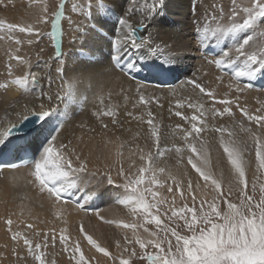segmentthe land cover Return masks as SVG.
Returning <instances> with one entry per match:
<instances>
[{
	"label": "snow or ice",
	"instance_id": "snow-or-ice-1",
	"mask_svg": "<svg viewBox=\"0 0 264 264\" xmlns=\"http://www.w3.org/2000/svg\"><path fill=\"white\" fill-rule=\"evenodd\" d=\"M4 2L0 0V4ZM167 2L59 0L57 4L52 0L50 6L46 0H37V10L32 14L31 23L17 25L0 20V33H5L4 38L14 41L17 46L9 51V61L15 59L29 69L31 61L18 54L20 46L25 43L32 46L46 37L51 38L55 48L54 59L59 62L55 72L63 82V94L49 95L48 100L55 98L64 104L63 109L59 103L54 107L50 104L46 107L43 103L36 105V99L45 95L41 74L25 71L23 75L13 77L12 65L8 64V79L0 82V89L19 86L23 102L11 106L12 112L5 113V120L14 114L15 122L8 121V126L4 127L0 121V173L5 169L12 171L27 167L32 177L27 182L39 193L46 194L54 204L74 201L80 209L103 197L111 187L118 190L116 203L126 207L135 218V222L130 224L105 221L132 231L131 238L124 234L123 243L121 239L115 240V254L101 247L80 225L79 232L98 253L103 254L99 260L94 255L86 259L79 240L70 244L69 238L63 234L67 229H62L59 242L64 251H70V264L71 261L89 264L90 260H95L96 264H264V181L261 180L264 176V104L250 112L241 106L239 100V94L251 90L256 80L264 78V0H230L231 6L227 9L213 4L211 10L204 6L203 13L196 12L197 0H192V11L196 16L193 22L196 50L202 52L207 64L214 65L220 72L216 77L218 82H222L225 75L229 76L228 91L223 99H218L215 90L195 76L181 80L167 90L168 95L174 98L168 114L169 117H180L185 123L172 126L165 125L163 114L153 112L151 107L154 104L159 109L164 108L160 102L162 96L157 92L163 93L165 89L152 90L139 82L127 90L121 86L119 96L125 108L134 101L132 108L141 109L139 115L132 111L123 114L140 125L146 124L147 128L137 129L130 141H121L120 137L107 141L105 147L118 142L117 151L114 154L111 150L107 152L105 159L109 162L102 169H90L88 157L70 146V142L65 144L60 140L61 122L66 119L68 108L86 102L88 97L83 93L90 91L95 81V76L87 71L74 72L65 80V66L61 59L64 56V23L69 31L79 33L83 45L90 32L96 30L97 17L109 12L115 14L116 23L110 37V67L134 80L144 61L158 60L166 71L182 63L180 50L184 45L181 40L173 37L170 43L158 42L160 29L156 27V17L164 12ZM69 4L70 13L65 15ZM48 25L50 31L45 30ZM17 29L26 34L25 40L15 35ZM76 39L75 35L71 38L73 42ZM43 51L41 48L40 52ZM213 52L215 55L209 59L208 55ZM84 54L82 50L81 55ZM44 69L43 78L47 79L50 92L52 78L47 61ZM233 90L237 95L230 97ZM100 104H104L103 97H100ZM233 105L240 113L239 120L233 112ZM187 110H191V115L186 114ZM94 115L101 121V128L107 129L104 118H110L112 125L120 123V106H106ZM225 115L231 118L232 123L217 126V118ZM48 124H53V127L44 135ZM206 132L216 133V140L210 142L202 135ZM169 137L174 141L172 148H162L161 142ZM177 137L182 144L175 143ZM137 140H143V147L136 144L135 151H129L132 163L126 170L122 149ZM213 149L217 153L215 167L219 169L218 174L211 161ZM5 150H8L11 162L5 163L2 159ZM173 150L178 157L177 165L187 152V164L198 174L195 181L186 167L173 171L157 164L165 152ZM221 150L228 166L227 177L221 167ZM137 154L139 165L132 159ZM114 167L117 168L119 182L113 177ZM253 169V178L249 180L246 173ZM185 181L192 203L189 206L181 194L180 199L185 203L177 208L173 185L180 191ZM12 182L17 183V179L13 177ZM164 187L173 193L171 203L167 197H159L155 190ZM195 193L200 194L199 199ZM56 215L59 217L60 212ZM96 215L104 219L99 211ZM4 222L11 241L17 247L22 241L26 249L27 254L22 255L17 247L12 248V255L18 261L27 264L28 257H31V264H49L45 252L49 245V232L34 230V224L26 225L29 232L13 231V220L8 218ZM149 225H154V229ZM56 239L55 230H52L53 246ZM3 247L7 249L8 246L5 244ZM76 253H80L78 258ZM5 259V253L0 252V262ZM51 264H56L54 259Z\"/></svg>",
	"mask_w": 264,
	"mask_h": 264
},
{
	"label": "bare ground",
	"instance_id": "bare-ground-1",
	"mask_svg": "<svg viewBox=\"0 0 264 264\" xmlns=\"http://www.w3.org/2000/svg\"><path fill=\"white\" fill-rule=\"evenodd\" d=\"M220 1L223 0H197L196 12L203 13L204 6H207L209 10H211V6L215 2L220 3ZM121 2L126 3V0H121ZM36 10L37 0H11V2L5 0L4 4H0V18L7 19V21L14 22L18 25H23L31 23L32 14ZM195 17L196 16L192 11V0H168L164 12L156 17V27L160 29L158 42L167 44L171 42L173 37L181 40L184 45L180 50V54L183 56L182 63L175 65L172 70L166 71L160 65L158 60L153 59L144 61L141 63V70L135 73L136 79L134 80L110 67V37L116 23L117 17L115 14L109 12L97 17L98 26L96 30L91 31L85 38L83 45H81L79 33H75L77 39L74 42H67V45L71 50L80 44L75 48V50L77 49L76 54L80 50H83L85 54L83 56L81 55L79 58L76 57L74 53L75 50L65 54L66 50L64 49L63 37L62 51L64 52V56L61 59L64 61L65 66V80L71 77L74 72L87 71L95 76V81L94 87L90 91L83 93L84 95H87L88 100L82 104H73L68 108L67 117L61 122L63 126L59 133L60 140L65 144L70 142V146L75 147L83 156L88 157V166L90 169H102L104 164L109 162L105 159L107 152L111 150L114 154L117 151L118 142L107 144V147H105L107 141H115L116 137H120L121 141H130L132 134L137 129L146 130L147 128L146 124L140 125L132 117L123 114L126 111H132L134 115H139L141 109L132 108L131 104L134 101H130L125 108V103L122 97L119 96L121 86L127 90L129 88H134L135 83L139 82L148 85L152 90L161 88L165 89L163 93L157 92V95H163L160 102L164 105V108L159 109L154 104L151 107L153 112L163 114V123L165 125L172 126L177 123H185L180 117L174 115L169 117L168 114L169 105L174 104V98L168 95L167 90L175 87L181 80L195 76L209 88L214 89L218 99L224 98V93L228 91L227 84L229 82V76L225 75L223 81L218 82L216 77L220 75V72L213 65L207 64L205 59L201 57V51L196 50L195 38L193 36L194 30H190L191 21H194L193 19ZM22 34H20L19 30L15 33L20 39L23 38ZM5 35V33H0V82H4L8 79L7 66L9 63H11L13 68V77L16 75H23L25 71L40 73L45 95L36 99V105L43 103L46 107H48L49 104L54 107L59 103V106L63 109V102H58L55 98L50 102L48 100L49 95L55 97V94L58 92L61 95L63 94V82L55 72L56 66L59 63L54 59L55 55L53 54L48 60H40L35 63L31 62V68L27 69V66L19 64L15 59L9 61V51L15 50L17 46L14 41L5 39ZM18 54L25 57V54H22L21 52ZM208 58L211 59L210 57ZM45 61L48 62L51 68L52 84L50 92L48 81L46 78H43ZM145 64H147V67H144ZM37 65H39V67ZM182 66H185L186 71L184 74L179 75L177 79L173 80L170 77L171 73ZM150 81L153 83H149ZM21 93L22 89L16 85H10L8 89H0V121H3L4 127L8 126V121L15 122L16 117L14 114L7 117V120H5V113L6 111L12 112L11 106L16 105L18 102H23ZM109 93H111V97L109 96ZM229 95L230 97H234L237 94L233 90ZM100 97H103L104 99L103 105L100 104ZM260 97H264V90H249L239 94L241 106L245 107L246 102L258 104ZM117 104L120 106L121 112L119 117L120 123L112 125L110 118H104V123L108 124V128L102 129L101 121L96 118L94 113L98 109ZM217 106L219 107L220 105L217 104ZM233 108L235 109L237 118L239 111L236 109L235 105H233ZM18 110L19 109H17V111ZM37 110L39 109L37 108ZM186 114L191 115V110H187ZM53 124L45 125L44 135H47V132L52 129ZM216 124L217 126L220 124L230 125L231 119H227L225 116L218 117ZM185 126L189 127L187 124H185ZM202 135L206 136L210 142H214L217 138V134L212 132L202 133ZM40 138L43 139V136ZM162 143L163 141L161 142V147ZM136 144H140V146L143 147V140L130 142L122 149L124 153V167L129 166L132 163V160L129 159V151H135ZM185 156L186 158L181 161L180 165H177L178 157L173 159L171 155L161 156L157 160V164L161 167L169 166L170 168V166H172L170 170L173 171L177 169L176 166H182L181 169H183L185 166L189 165L187 164V152L185 153ZM210 156L214 170L217 171L218 174L219 169L215 167L217 161V153L215 149L210 152ZM7 158V161L11 162L10 155L7 154ZM132 159L135 160L137 165V162L139 161L138 154ZM220 159L222 161L221 167L224 169L225 176L227 177L229 174L227 163L222 155L220 156ZM115 170L113 169L112 171L115 173ZM28 171H30L29 168L21 167L12 171L5 169L0 173V175L9 174L8 179L0 180V252H4L7 257V259L0 262V264L8 262L10 258L8 256L9 253L3 247L8 243V233L4 222L8 218L13 220V231L27 232L28 230H23L22 226H20L23 221H26L27 224H34L36 230H38L41 225L67 227V231H69L74 238H77V240L87 248H91L94 254L98 256L95 249L87 242V239L81 238L78 229L82 224L84 231L88 235H91L100 245L106 247L110 253L115 254L117 252L115 240L121 239V242L123 243L122 237L124 233L119 230L115 223L109 224L106 227L103 226L104 224H98L96 219H93V216L90 217L87 212L78 209L75 206L76 203L74 201H69L67 204H63V206L60 205L63 208L61 212L57 204H54V202L47 198L45 194L39 193L37 189L27 182L32 179ZM188 171L193 181H195L197 176L190 169H188ZM253 171L254 169L250 170L252 173ZM13 177L17 179V183L15 184L12 182ZM14 186H17V189ZM173 187L176 188L175 185ZM117 191L118 190H113L110 187L103 197L94 202H88L86 206L88 207L90 205L94 207L97 203L103 206L106 205V212L102 213L99 211V214L104 217H110L114 219L113 221H119L123 218V214H125V208L116 203L115 196ZM195 195H197L198 198L200 197L199 193H195ZM92 204H94V206ZM57 212H60L59 217L56 215ZM93 214H96V212ZM112 232L115 234L112 235ZM10 246L7 248L9 249ZM22 246L23 244L21 241L19 247L22 248ZM14 247H17L16 244ZM19 247L17 248L18 251H20ZM23 250L25 251L26 249L23 248ZM23 254L25 255V253ZM11 263L12 262H10V264ZM23 263L25 264V262ZM15 264H21V262L17 261ZM27 264H31V261H27ZM65 264L69 263L65 262Z\"/></svg>",
	"mask_w": 264,
	"mask_h": 264
},
{
	"label": "rangeland",
	"instance_id": "rangeland-1",
	"mask_svg": "<svg viewBox=\"0 0 264 264\" xmlns=\"http://www.w3.org/2000/svg\"><path fill=\"white\" fill-rule=\"evenodd\" d=\"M47 1V3H49V5L51 6V4H52V0H46ZM217 1V0H216ZM55 2L58 4V2H59V0H55ZM214 4H218V5H223L226 9L227 8H229L231 5H230V0H223V1H220V3L219 2H215ZM70 4L69 5H67V10H66V15H68L69 13H70ZM69 10V11H68ZM196 19V17L193 19V20H195ZM0 20H2V21H4L5 23H10L11 21H7V19L5 20V19H2V18H0ZM193 22L194 21H191V29L190 30H194V24H193ZM12 23V22H11ZM14 23V22H13ZM14 24H16V23H14ZM18 25V24H17ZM24 25V24H23ZM49 27H50V25H48V26H46L45 27V30L46 31H49ZM64 27H65V34L66 35H64V49L66 50L65 51V54H68V52H73L74 50H75V48L76 47H78L80 44H78L75 48H72V50H71V48L70 47H68V45H67V42H70V41H72L71 40V38H72V36L73 35H75V32H71V31H69L68 29H67V25H66V23H64ZM18 30V29H17ZM20 34H22V33H20ZM26 34H22V40H25L26 39ZM22 46H24V47H22ZM21 48H20V52L22 53V54H25V58L26 59H30V61L32 62V63H35L36 61H40V60H48V59H50L51 57H52V55L54 54V52H53V47H52V44H51V40H50V37H46V38H44V40L41 42V43H38V44H35V45H32V46H29V45H27L26 43L25 44H23V45H21L20 46ZM27 48V49H26ZM41 48H43L44 49V51L41 53L40 52V49ZM22 49V50H21ZM27 50V51H26ZM76 51H77V49L75 50V55H76V57H80L81 56V50L79 51V52H77V54H76ZM37 58V59H36ZM36 59V60H35ZM31 63V64H32ZM27 69H29L28 67H27ZM160 96H162L163 97V95H160ZM262 98H263V100H262ZM259 103L258 104H251L250 102H246V107L248 108V110L250 111V112H254L255 111V109L256 108H258V107H260L261 106V104H264V97H260L259 98ZM263 101V102H262ZM261 102V103H260ZM220 107V106H219ZM233 112L235 113V109L233 108ZM225 118H227V119H231L230 117H228L227 115H225ZM240 119V113H238V116H237V120H239ZM231 123H232V121H231ZM207 133V132H206ZM173 143H174V141H173V139L171 138V137H169L167 140H163V143H162V148H164V147H167V148H172V146H173ZM175 143H177V144H182V141L177 137L176 139H175ZM221 152H222V150H221ZM169 156V155H171L172 157H173V159H175L176 157H177V155H176V153H175V151L173 150V151H171V152H165V154H164V156ZM222 155V154H221ZM186 158V156L184 155V159ZM183 159V160H184ZM223 159L226 161V158H224L223 157ZM139 163H140V161H138L137 162V165H139ZM118 167V166H117ZM128 167L129 166H125V169L127 170L128 169ZM161 167V166H160ZM162 167H166L167 169L169 168V166H162ZM171 167L172 166H170V168L169 169H171ZM177 168L179 167V168H181L182 166H176ZM186 168H188V169H190L196 176L198 175L197 173H195V170L194 169H192V167H191V165H188V166H185ZM116 168V167H115ZM115 168H113L114 170H115ZM112 169V170H113ZM133 170H135V169H133ZM116 171H117V168H116V170H115V173L112 171V174L114 175L113 177L114 178H117L116 177ZM29 172V171H28ZM251 174H253L252 172H250V171H248L247 173H246V175H247V177H248V179L249 180H251L252 178H253V175H251ZM21 176H23V175H21ZM8 177H9V174H1L0 175V180H6V179H8ZM117 180H118V182H119V178H117ZM261 180L262 181H264V176H261ZM170 183H171V181H169ZM174 186V185H173ZM15 188L17 187V186H14ZM186 181H185V185H184V187L182 188V190H180V191H177L176 190V188H174L173 189V193L175 194V196H176V207L177 208H179V207H181V206H183V204L185 203V201H183V200H181L180 199V196H181V194H183L184 196H185V198H186V202L188 203V205L189 206H191V203H192V201H191V197L187 194V192H186ZM17 189V188H16ZM158 193H159V197H167L168 198V201H169V203H171V197H172V195H173V193H169L168 191H167V187H164V188H157V189H155ZM178 194V195H177ZM45 196L47 197V195L45 194ZM48 198V197H47ZM199 199V198H198ZM63 204H67V203H61V204H57L58 205V208H59V210L62 212V207L61 206H63ZM61 205V206H60ZM93 206H94V204H92ZM75 206L78 208V209H80L78 206H77V204H75ZM106 206V205H105ZM105 206H103V205H99L98 203H97V205L96 206H94V207H92V206H86L84 209H80L81 211H85V212H87L88 213V215L90 216V217H92L93 216V219L95 218L96 219V222L99 224H104L103 226H108L109 225V223H106L105 221H113L114 219H112V218H110V217H104V216H102V215H100L101 217H103L104 219L103 220H101L96 214H93V213H95V212H97V211H101L102 213L104 212H106V210H107V207H105ZM222 207H223V204L221 205ZM122 207H124L123 205H122ZM125 208V214H123V218H121L119 221H124L125 223H133V222H135V218L130 214V212H129V210L126 208V207H124ZM126 215V216H125ZM161 219L162 220H164V222L165 223H167V221H166V219L163 217V216H161ZM26 225H27V223H26V221H23L21 224H20V226H22V228H23V230H28L27 228H26ZM149 227H151V228H153L154 229V225H149ZM119 228V230H121V232H123L124 234L125 233H127V235L129 236V238H131L132 237V231H131V229H124L122 226L121 227H118ZM62 229H68L67 227H56V226H54V225H41V226H39V229H38V231H40L41 233H43V232H45V231H47V232H49V245H48V248L47 249H45V252H46V255H47V260H48V262H49V264H51V261L54 259L55 260V262H56V264H65V262H67V263H69L70 264V259H71V253H70V251H64V249H63V247H62V245L60 244V242H59V237H60V235H61V231H62ZM34 230H36V229H34ZM52 230H55V234H56V237H57V239H56V243H55V245L53 246V244H52V241H51V233H52ZM79 230V229H78ZM27 232H29V230L27 231ZM140 233L143 235V232H142V230H140ZM10 233H8V235H7V237H8V243H7V246H10L9 247V249L7 248L6 249V251L9 253L8 254V256L10 257L9 258V261L8 262H5V263H3V264H10V262H12L11 264H15L18 260H17V258H16V256H13L12 255V248L14 247V242L13 241H11V236L9 235ZM66 237H68L69 238V243L71 244V243H74L75 241H77V238H74L70 233H69V231H66V232H64L63 233ZM113 234H115L114 232H112V235ZM80 236H81V238H84V239H86V237H84L83 236V234L82 233H80ZM124 236V235H123ZM40 239L42 240V236L40 237ZM101 247H104V246H102L101 245ZM116 247V246H115ZM138 247V246H137ZM18 248V247H17ZM80 248H81V252L84 254V256H85V258L86 259H88L89 257H91V256H95V258H96V260H99L102 256H103V254L102 253H98L97 251H96V249H95V252H96V254H98V256H96L95 254H94V252L91 250V248H87L85 245H83L82 243H80ZM19 249H20V251H18V249H17V251L18 252H20L22 255H24L23 253H25V255L27 254L26 253V250L24 251L23 250V246H22V248L21 247H19ZM109 251V250H108ZM110 252V251H109ZM11 255V256H10ZM79 255H80V253H76V256H77V258L79 257ZM12 260V261H11ZM28 261H32V258L31 257H28ZM21 262V264H24L23 263V261H20ZM71 264H74V261H71ZM89 264H96V262H95V260H90L89 261ZM109 264H110V262H109Z\"/></svg>",
	"mask_w": 264,
	"mask_h": 264
}]
</instances>
